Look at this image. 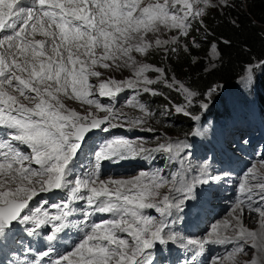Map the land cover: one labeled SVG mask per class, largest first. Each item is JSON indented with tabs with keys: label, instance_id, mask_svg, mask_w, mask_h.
<instances>
[{
	"label": "snow or ice",
	"instance_id": "1",
	"mask_svg": "<svg viewBox=\"0 0 264 264\" xmlns=\"http://www.w3.org/2000/svg\"><path fill=\"white\" fill-rule=\"evenodd\" d=\"M221 5L230 6L228 0L219 4L213 0H0V128L7 129L0 137V237L23 225L29 235L46 228V239L52 242L71 226V205L76 201L87 206L86 218L107 217L91 224L85 219L83 238L73 251L58 253L49 245L37 254L39 259L24 264H155L156 245L169 242H180L197 253L210 244L233 245L224 255L211 258L210 264H241L238 257L246 254V248L254 254L244 264H264V174L254 168L247 169L239 182L229 215L204 238L189 240L172 230V217L193 198L198 185L211 184L206 163L192 168L195 176L187 170L166 175L163 169L140 170L128 178L101 176L106 162L154 160L157 154L169 160L190 157L184 141L167 138L150 147L147 141L112 136L111 131L142 128L153 113L138 97L162 95L155 88L158 84L174 89L191 104L194 92L175 78L170 81L164 68L137 60L134 53L147 57L155 50L165 55L169 49L174 52L181 38L189 35L193 20ZM172 31L176 34L160 38ZM122 68L132 76L101 78L99 69ZM149 73H155V79ZM241 83L255 87L253 66L246 69ZM124 91L134 93L126 106L140 115L129 116L114 104L100 102L99 98L114 100ZM214 91L207 93L209 100ZM64 97L87 105L85 113L68 108ZM200 106L206 110L209 104ZM174 110L189 115L185 105ZM101 112L103 116L98 115ZM95 130L108 138L77 173L86 138ZM56 190H66V202L51 206L55 214L42 206L29 207L39 194ZM245 212L258 217V227L245 226Z\"/></svg>",
	"mask_w": 264,
	"mask_h": 264
},
{
	"label": "rangeland",
	"instance_id": "2",
	"mask_svg": "<svg viewBox=\"0 0 264 264\" xmlns=\"http://www.w3.org/2000/svg\"><path fill=\"white\" fill-rule=\"evenodd\" d=\"M229 1V0H228ZM213 3L215 4H219L220 0H213ZM222 6V5H221ZM194 21V20H193ZM192 21V23H193ZM175 31L172 32H167V33H162L160 38L161 39H167L172 35H175ZM149 38H152V34H149ZM183 38V37H182ZM182 44V42H179V44ZM196 43H194L195 45ZM183 45H186L185 43H183ZM213 47H215V53L213 52ZM207 57L204 58L206 64L208 65H213L215 63V61L218 58V50L216 48V46L214 44H212L207 52ZM137 60L142 61L144 63H149V64H153L156 67H162L161 65H156L154 64L151 60L150 57H141L138 54H135ZM264 63H252V64H247L244 68V71L241 75H239L233 83L229 84V83H224V82H219L216 85L213 86L212 89H215V91L213 92L211 99L209 100L207 94L201 98L200 100L197 99V93L192 90L187 82H185L183 79L178 78L176 75L173 74H167L169 80L171 81L172 78H175L176 80H178L180 83L184 84L185 87H187L190 91L194 92L196 95L194 97H192V102L191 104H187L185 101V97L180 94L177 93L174 89H170L167 88L166 86L162 85V84H158L155 86L156 90L159 91L161 93V89L164 87L165 89H170L172 91L176 92V98L177 100L170 103V106H163V109L161 112H158V110L153 109V106L150 107V105L147 103L149 100H147V98L149 96L152 95H148V94H141L138 99L140 100L141 103H144L147 108L149 109V111L151 113H153V115L147 120L146 124L142 127V128H133L131 130H129L127 127H123V128H116L117 130L113 131L114 133L111 134L112 136H116V137H124V138H128V139H138V140H144L147 141V145L146 146H155L157 143L159 142H164L165 139L167 138H171L172 140H180V141H184L187 145H189V151L191 153H195L196 151V155L198 156L200 155L202 156V153H207L209 149L207 146H211L213 147V150L215 151V156H221L223 160H226L229 153V148L234 147V145L229 144L230 142H228V138L229 140L235 142V145L237 144L240 148V151L242 153H244V151L246 150L247 152L249 148L248 141L246 144V147H243L244 143L243 141L240 139L242 136L241 135H234L233 133H235L236 131H238L237 133H241L243 134L245 132V126L242 127V124L248 122L249 123V127H256L258 132L256 134H254L252 132V130L249 131V135L252 136L251 139H253V135L257 136L259 135L260 141H256L254 142V144H256L255 149L257 150V152L259 150H263L264 149V125L261 124L260 121V114H259V110L260 108L258 107L257 101L256 99L253 97V92L256 88H258L257 83L255 85L254 88H245L243 86V84L241 83V77L245 75L246 69L249 66H253V70H254V75H255V79L258 78V76L261 74L263 67L261 66ZM163 68V67H162ZM100 71L103 72V76L101 77L102 79H106L108 77H111L113 79L116 80H125L128 79L132 76V73L130 70L126 69V68H122L120 70H105V69H99ZM150 78L155 79L156 74L155 73H149ZM91 79V78H90ZM93 79V83H95V78ZM211 90V89H210ZM209 92V91H208ZM207 92V93H208ZM134 95L133 92L131 91H125V92H121V97H119V95H117L115 97L114 100H110L109 98L105 97V98H99L100 102L102 104L108 105V104H114L115 107L125 113H127L129 116H138L140 115V112L138 110L132 109L128 106H126V102L129 98H131V96ZM255 95V93H254ZM264 95V93H263ZM64 102H69V104L65 103V105L68 108L77 109V112L80 113H85L86 108L88 107L87 105L81 103L78 100H74V99H64ZM201 102H205L209 104V107L204 110L201 108ZM176 105H185L186 106V111L189 113V115H186L188 117H196L198 116L199 119H193L192 118V128L189 131H182L181 129H179V131H175L176 128H174L172 125L170 124L172 122L171 119V114H170V109L173 110V112H176L174 110ZM221 108L222 114H211L212 109H218ZM93 111H95V109H93ZM210 111V112H209ZM177 113V112H176ZM261 113V110H260ZM98 115L103 116L104 113H98ZM185 115V114H184ZM217 118V119H216ZM219 118V119H218ZM242 127V128H241ZM147 128H151L153 129L152 131H147ZM240 129V130H239ZM197 130L200 131V135H194V133L197 132ZM111 131V132H112ZM220 132V133H219ZM219 133V135H218ZM91 135V134H89ZM102 137L103 139L108 138L107 134L99 132L98 130H95V133L91 136V138H86V148H87V152L91 149H93L94 147H96V143L94 140V138L96 137ZM89 137V136H88ZM215 137V138H214ZM228 137V138H226ZM226 138L224 140V144L221 146L223 139ZM247 138L246 136H244V139ZM216 140V141H215ZM254 140V139H253ZM252 140V141H253ZM253 144V146H254ZM234 149H236L234 147ZM204 150V151H202ZM207 150V152H206ZM237 150V149H236ZM92 150L90 151L91 154ZM199 152V153H198ZM235 154H239V152L234 151ZM250 153V152H249ZM247 154L245 153V157L252 155L251 154ZM260 153V152H259ZM84 154V152H83ZM89 154V155H90ZM234 154V155H235ZM208 155H212V153H208ZM160 156H165L164 154H157L155 156V159L152 160H148L147 163L152 165V163H155V166L158 165L156 164V161L158 159V157ZM81 155L79 156V163L78 166L76 168L77 173H81L83 166L85 164H87L85 161H80ZM240 158V157H239ZM87 159V158H86ZM138 159L140 158H136V159H130L133 163H138V167H135L137 169H142V168H146V164H142L137 162ZM257 160L259 159H264V152L261 155V157L256 158ZM155 161V162H154ZM166 161L168 162L167 166H166V171L168 173H172L174 172L175 169V162H177L179 164L178 159L176 160H169L168 158H166ZM165 162H162V164H159L160 167H162V169L164 170V166L166 164ZM243 161H245L244 163H246V160L243 157ZM124 163H126V165H129L130 162L128 160H125ZM264 162H258L256 165V172L257 169L259 167H264L261 166L260 164H263ZM125 165V166H126ZM134 167V166H132ZM123 177L121 174L118 175ZM107 177H112V178H117L115 175H112L110 173H108V175H104L103 178H107ZM118 179V178H117ZM206 196V194H204ZM38 201V198H34L32 201H30L29 207L31 209H35L34 206H37L36 204H40L42 203V200H40L39 202H34ZM34 203V206L32 205ZM42 207L45 206V204L41 205ZM154 213L153 210H150V213L148 215H152ZM226 218V215H224ZM254 218V226H257V220L258 217L255 216ZM221 219V220H223ZM220 220V221H221ZM217 223V221L215 222V224ZM214 224H211L210 228L207 227L209 230L211 229V227ZM19 225H17L16 227H18ZM250 227L247 226L249 228H255V227ZM226 234H231V233H226ZM173 244L180 246L182 245L180 242H173ZM158 245V244H157ZM161 245V244H159ZM248 250V252H247ZM254 254V250H250L246 248V254H241L239 255L238 259L240 260L241 264H244L245 261H247L249 259V257H251Z\"/></svg>",
	"mask_w": 264,
	"mask_h": 264
},
{
	"label": "trees",
	"instance_id": "3",
	"mask_svg": "<svg viewBox=\"0 0 264 264\" xmlns=\"http://www.w3.org/2000/svg\"><path fill=\"white\" fill-rule=\"evenodd\" d=\"M228 4L210 8L205 16L194 20L189 35L181 38L182 44L174 52L169 49L165 55L155 50L148 55L167 74L187 82L198 100L219 82L233 83L247 64L264 63V0H229ZM212 44L218 50V58L208 65L204 58ZM256 83L258 88L252 94L264 112V67ZM161 93L147 98L150 107L154 105L158 112L177 100L175 91L163 87ZM220 113L221 108L211 111V114ZM170 114L175 131H189L193 127L192 117L171 109Z\"/></svg>",
	"mask_w": 264,
	"mask_h": 264
},
{
	"label": "bare ground",
	"instance_id": "4",
	"mask_svg": "<svg viewBox=\"0 0 264 264\" xmlns=\"http://www.w3.org/2000/svg\"><path fill=\"white\" fill-rule=\"evenodd\" d=\"M36 38L42 37L37 36ZM90 80L93 81L92 78ZM118 95L119 97H121V93ZM66 98H68L69 100L71 99L70 97H64V99ZM64 103L70 105L69 102ZM6 132L7 129L0 128V137H2ZM240 134L241 133H239V135ZM244 136L247 137L248 135L242 134V137L240 138L242 141L245 140ZM248 146L250 150L249 154H253L246 157L244 156L246 163H244L243 165L241 164L243 159L232 154L230 150V154L228 155L226 160H223L221 156H219V158L218 156H215V151L212 150V155H208L209 152L206 151L207 153H202L203 157H201L200 155L195 156L196 151L195 153L190 152V157L184 156L183 160L178 159L179 164L173 160L176 163V170L174 172H176L177 170H187L190 176H195L196 173L192 171V168L206 163L208 165V172L210 173V175H212L211 184L198 185L194 189L193 198L185 201V203L182 205V211L174 213L172 217V220L175 221V223L172 224V230L174 232L178 233L185 240L201 239L204 238L210 231L207 228L209 222L215 224V222L217 221L218 223L221 219H223V217H225L224 215H226V217L229 215L239 195V182L242 181L246 170L249 168H254V171H256L257 163L260 161L264 162V159H256L261 157L262 153L257 152V150L255 149L258 146H253V143L248 144ZM234 147L237 148L239 146ZM24 151L27 152V150ZM166 158V155L160 156L156 161V164L158 165L155 166V163H152V165L146 163V168L142 169L135 168L138 167V163H130L129 165H126L124 161H121L117 164L106 162L102 166L101 176L103 178L104 175H108V172H110V174L115 175L117 178H128L136 175L140 170L162 169L159 164H162V161H166ZM80 161H85L86 163L88 162V160L84 158V154L81 155ZM166 164H168L167 161ZM189 164L191 165V167H189ZM220 164L222 166V170ZM260 165L263 166L264 163ZM113 170H115L114 173ZM164 172L166 175L169 174L166 171V166L164 167ZM257 173L264 174V167H259L257 169ZM120 174L123 177L118 176ZM214 182L215 185H212V183ZM201 191L206 192L207 194H209V196H203L200 193ZM36 198H38V196L35 197V199ZM34 202L38 201L34 200ZM152 216L158 218L159 214L154 211ZM253 217L255 216L245 212V216L243 217L245 226L253 227L255 225ZM254 227L256 228L258 227V225ZM61 234L62 232L58 235L57 239L52 242H49L46 239L48 231L46 228H43L37 235H29L27 233L26 237L30 239L29 248L35 247L39 252H42L47 250L49 245H51L56 250V252L67 254L68 252L74 250L78 237L67 238L65 241L61 242L59 240V236ZM232 247L233 245L231 244H210L206 245L202 252L197 253L194 248H185L183 244L177 246L173 244V242H169L166 245H156L155 250L153 252V258L155 264H210V261H208L209 257H211L212 255H214V258L222 256L227 251H230ZM23 252L29 253L30 251L26 250ZM14 255L16 257L21 256L20 254L16 253ZM194 256L195 261H193ZM168 257L171 258V263L166 262ZM47 259L48 258H45V261H47Z\"/></svg>",
	"mask_w": 264,
	"mask_h": 264
}]
</instances>
